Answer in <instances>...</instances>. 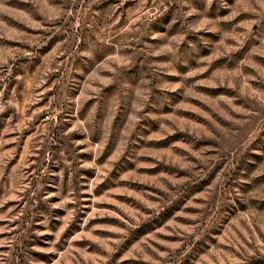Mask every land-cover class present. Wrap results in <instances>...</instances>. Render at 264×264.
<instances>
[{"label": "rangeland", "instance_id": "1", "mask_svg": "<svg viewBox=\"0 0 264 264\" xmlns=\"http://www.w3.org/2000/svg\"><path fill=\"white\" fill-rule=\"evenodd\" d=\"M0 264H264V0H0Z\"/></svg>", "mask_w": 264, "mask_h": 264}]
</instances>
